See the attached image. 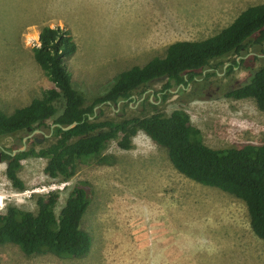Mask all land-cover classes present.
<instances>
[{
	"label": "rangeland",
	"instance_id": "obj_1",
	"mask_svg": "<svg viewBox=\"0 0 264 264\" xmlns=\"http://www.w3.org/2000/svg\"><path fill=\"white\" fill-rule=\"evenodd\" d=\"M264 0H0V111L11 114L50 88L32 58L42 27L70 33L77 50L64 60L73 87L85 105L109 88L115 76L133 66L163 57L168 45L198 41L228 26L244 9ZM34 39H28L32 33ZM226 59L216 75L186 87L172 88L160 98L162 83L142 94L95 109L98 120L185 111L199 129L204 143L214 149L259 144L264 141V112L249 99L222 97L245 80L248 71L225 74ZM256 68L259 62H251ZM149 102L154 107L149 105ZM43 128L44 133L50 129ZM27 150L50 144L39 142L37 132ZM26 131L0 140L3 149L20 147ZM32 138H37L34 142ZM103 162L81 163L76 174L61 183L44 174L47 160L27 157L16 191L0 165V212L13 205L36 212L34 196L58 192L56 211L73 185L86 182L91 189L82 229L91 247L82 258L51 254L25 256L17 246H0V264H264V242L254 236L244 203L216 188L202 186L179 174L166 150L143 132L122 150L110 141ZM55 187L53 190L52 188ZM60 187V188H58Z\"/></svg>",
	"mask_w": 264,
	"mask_h": 264
},
{
	"label": "trees",
	"instance_id": "obj_2",
	"mask_svg": "<svg viewBox=\"0 0 264 264\" xmlns=\"http://www.w3.org/2000/svg\"><path fill=\"white\" fill-rule=\"evenodd\" d=\"M39 45L31 49L32 58L51 87L11 114L0 111V140L14 137L27 129L39 130L52 125L76 126L62 131L54 126L53 141L38 150L33 147L10 155L2 152L5 176L13 189L24 190L18 176L21 162L27 157L47 160L44 174L61 183L69 181L81 163L103 162L110 141L117 140L122 150L132 148V138L143 132L157 146L166 150L172 167L185 178L202 186L216 188L241 200L247 210L249 227L264 242V141L239 147L214 149L207 146L201 131L194 127L188 114L174 110L170 114L152 112L120 120H98L95 107H116L142 94L151 84L161 82L160 98L172 88L181 89L205 73L216 75L226 59L234 57L225 74L234 68L248 71L244 81L228 88L223 98L249 99L264 112V2L244 9L215 35L198 41H177L143 66H133L115 76L102 96L85 105L83 95L72 84L64 60L77 46L70 33L60 28L42 27ZM260 65L252 67L251 62ZM182 90V89H181ZM151 107L153 104L149 102ZM91 189L86 182L71 188L58 211V192L34 196L36 212L9 205L0 212V246L12 244L27 257L51 254L59 258H82L91 247L90 235L82 229L89 207Z\"/></svg>",
	"mask_w": 264,
	"mask_h": 264
},
{
	"label": "flooded vegetation",
	"instance_id": "obj_3",
	"mask_svg": "<svg viewBox=\"0 0 264 264\" xmlns=\"http://www.w3.org/2000/svg\"><path fill=\"white\" fill-rule=\"evenodd\" d=\"M234 69H236V68H234ZM225 71V70H224ZM52 130L53 129H51V127H50V129H49V131H48V133L46 134V133H44V131H43V129H39V130H37V131H39V133H38V135H41L42 136V138L39 140V142L41 143V142H43L45 139H48V138H51V136H52ZM35 130H30V129H27L26 130V133H27V135L25 136V137H27V139H26V141H25V143L23 142V139L25 138V137H23L22 139H21V143H20V147H18V148H16V149H12V152L14 151V150H18V149H20L24 144H25V150L24 151H26L27 150V143H28V141H30V138L31 137H33L35 134L33 133ZM32 140L34 141V142H37V138H32ZM23 151V152H24ZM2 152H6V149H3L2 147H0V161H1V164L2 163H4L3 161H2ZM11 152V153H12ZM18 152H20V151H17L16 153H18ZM15 153V154H16Z\"/></svg>",
	"mask_w": 264,
	"mask_h": 264
},
{
	"label": "water",
	"instance_id": "obj_4",
	"mask_svg": "<svg viewBox=\"0 0 264 264\" xmlns=\"http://www.w3.org/2000/svg\"><path fill=\"white\" fill-rule=\"evenodd\" d=\"M227 66V65H226ZM181 87H183L182 85H181ZM99 107V106H98ZM97 107H95L94 108V110L96 109ZM76 122H73V123H71V124H69V125H67V126H65V127H61L60 125H52L51 126V129L54 127V126H56V127H59L62 131H67V130H70V129H72L73 127H75L76 126ZM35 132H37V133H39V131H37V130H35L33 133H35ZM26 139H27V137H25L24 139H23V142L25 143V141H26ZM25 150V144L20 148V149H18V150H14L10 155H15V153L17 152V151H20V152H23ZM0 165H1V161H0Z\"/></svg>",
	"mask_w": 264,
	"mask_h": 264
},
{
	"label": "bare ground",
	"instance_id": "obj_5",
	"mask_svg": "<svg viewBox=\"0 0 264 264\" xmlns=\"http://www.w3.org/2000/svg\"><path fill=\"white\" fill-rule=\"evenodd\" d=\"M34 36H37L36 32L35 33H32L31 35H29L28 39H32V37L34 39Z\"/></svg>",
	"mask_w": 264,
	"mask_h": 264
},
{
	"label": "built area",
	"instance_id": "obj_6",
	"mask_svg": "<svg viewBox=\"0 0 264 264\" xmlns=\"http://www.w3.org/2000/svg\"><path fill=\"white\" fill-rule=\"evenodd\" d=\"M54 188H55V187H53L52 190H53ZM58 188H60V187H58Z\"/></svg>",
	"mask_w": 264,
	"mask_h": 264
},
{
	"label": "crops",
	"instance_id": "obj_7",
	"mask_svg": "<svg viewBox=\"0 0 264 264\" xmlns=\"http://www.w3.org/2000/svg\"><path fill=\"white\" fill-rule=\"evenodd\" d=\"M39 37V36H38Z\"/></svg>",
	"mask_w": 264,
	"mask_h": 264
}]
</instances>
